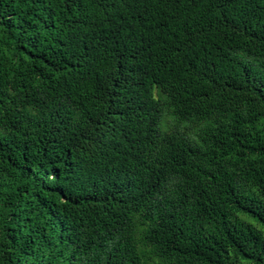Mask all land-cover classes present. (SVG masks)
Returning <instances> with one entry per match:
<instances>
[{
	"label": "trees",
	"instance_id": "trees-1",
	"mask_svg": "<svg viewBox=\"0 0 264 264\" xmlns=\"http://www.w3.org/2000/svg\"><path fill=\"white\" fill-rule=\"evenodd\" d=\"M243 216L264 0H0V264H264Z\"/></svg>",
	"mask_w": 264,
	"mask_h": 264
},
{
	"label": "rangeland",
	"instance_id": "rangeland-1",
	"mask_svg": "<svg viewBox=\"0 0 264 264\" xmlns=\"http://www.w3.org/2000/svg\"><path fill=\"white\" fill-rule=\"evenodd\" d=\"M165 122H166V124H170V123H172V117L170 116V115H167L166 117H165ZM162 125H163V122H160V124H159V127L160 128H162ZM244 217V216H243ZM244 219H248L247 221L248 222H250L255 228H257L261 233H262V235H263V237H264V226L263 225H261V224H259L257 221H255L254 219H252V218H245L244 217ZM155 261H157L156 259H155ZM154 261V262H155ZM158 262V261H157ZM158 263H160V262H158ZM244 264V263H243Z\"/></svg>",
	"mask_w": 264,
	"mask_h": 264
}]
</instances>
